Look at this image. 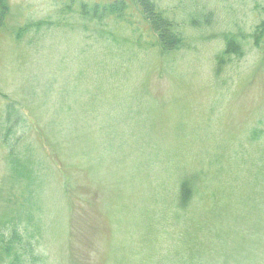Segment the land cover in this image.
I'll use <instances>...</instances> for the list:
<instances>
[{"label": "rangeland", "instance_id": "obj_1", "mask_svg": "<svg viewBox=\"0 0 264 264\" xmlns=\"http://www.w3.org/2000/svg\"><path fill=\"white\" fill-rule=\"evenodd\" d=\"M112 1L0 0V248L14 217L24 264H264V43L244 38L215 73L264 0H153L185 43L167 53L135 7L131 24L80 14ZM6 101L22 114L7 142ZM14 137L41 178L32 207L10 203ZM191 173L199 191L177 208Z\"/></svg>", "mask_w": 264, "mask_h": 264}, {"label": "trees", "instance_id": "obj_2", "mask_svg": "<svg viewBox=\"0 0 264 264\" xmlns=\"http://www.w3.org/2000/svg\"><path fill=\"white\" fill-rule=\"evenodd\" d=\"M132 1L131 3H129L127 0H114L112 2H106L103 4L94 2L92 5H88L87 3L82 2L80 3V14L82 16L89 15L91 20H97V24L100 22L101 25L103 24L102 20L104 18L110 17L116 19L118 22H120V24L125 22L131 24L132 20L130 18V13H128V10L130 7H135L141 13L146 23L148 24L154 38V44H156L161 53H167L179 49L180 47L185 45L181 34L174 29L175 24L164 15L163 11L157 7L156 3L153 0ZM41 24H44V22L39 21L37 23L33 22L32 24L30 23V25H25L24 27H21L19 29L18 35L20 36L21 33H25V31H27L29 28H32V26H40ZM246 37L252 38L255 46L263 44L264 19L253 29V32H251L249 35H245L242 33H227L224 35V49L220 54L217 55V65L215 73H219L221 65L224 63L226 58L230 57L231 55L241 54V52L243 51L242 41ZM123 39L124 42L128 43L127 38ZM6 102V131L4 138L7 142V138L11 134H13V127L19 120H21L22 114L19 111L20 109L17 103H11L10 101ZM92 121L94 123L97 122V124L100 123V121L98 122V116H94L92 118ZM100 124H102L103 127H107L108 130L115 127H108L107 125H113L112 122L109 121H105V123L102 122ZM259 133L261 134V132ZM257 134L251 133L252 136H256ZM20 139L21 137H14L13 141L8 143V169L10 178L13 179L15 177L20 182H22L20 193H13L12 195H10V203L18 205L20 207H32L31 195L35 196V194H37V189L40 187L41 178L36 169V164L32 163L31 160L25 156L24 151H22L21 148L19 150V146L17 145ZM197 177L199 176L191 173L189 175H182V177L179 178L178 187L174 192V197H172V201L177 208H188L193 197L195 196V192L197 195V192L199 191ZM9 220V224L7 225L9 234L6 237L1 234V238L3 241L1 243L0 250L6 257L5 259H3L4 261L2 264H24V261L21 260L20 257L24 254H29V252L31 251L29 238L26 237L25 240L22 239L20 235L21 230L18 228V220L16 218L13 217ZM31 220L32 215L27 211L24 217L25 222H23V234H30V232L33 233L35 228L34 226H31ZM30 254L32 255V257L28 261L30 262V264H32L35 257L32 253Z\"/></svg>", "mask_w": 264, "mask_h": 264}]
</instances>
